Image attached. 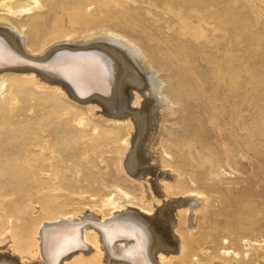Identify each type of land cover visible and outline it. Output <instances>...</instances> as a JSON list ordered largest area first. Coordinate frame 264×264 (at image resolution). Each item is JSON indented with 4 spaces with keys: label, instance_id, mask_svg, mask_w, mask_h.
<instances>
[{
    "label": "bare ground",
    "instance_id": "1",
    "mask_svg": "<svg viewBox=\"0 0 264 264\" xmlns=\"http://www.w3.org/2000/svg\"><path fill=\"white\" fill-rule=\"evenodd\" d=\"M148 1L168 16L169 30L176 26L173 35L156 24L138 28L125 14L129 0H0V245L12 252L0 264H264V192L248 191L253 179L235 190L240 182L223 177L227 167L237 170L238 156L246 158L244 148L264 145V127L259 134L256 117L223 118L218 106L220 94L231 93L236 112L246 104L263 113L253 95L255 70L235 59L214 106L202 100L187 61L181 68L174 61L190 42L227 40L248 54L252 44L241 49V41L263 31L254 35L246 10L258 23L256 2L264 0H237L244 11L232 15L222 0ZM113 21L145 39L113 30ZM136 61L151 76H141ZM160 70L166 80L157 78ZM241 71L249 76L245 90L235 83L227 93ZM146 90L151 97L142 103ZM207 121L217 136L206 132ZM59 126L62 133H53ZM149 126L157 136L149 130L146 137ZM68 149L76 164L69 165ZM83 171L102 186H84ZM123 171L139 186H127Z\"/></svg>",
    "mask_w": 264,
    "mask_h": 264
},
{
    "label": "rangeland",
    "instance_id": "2",
    "mask_svg": "<svg viewBox=\"0 0 264 264\" xmlns=\"http://www.w3.org/2000/svg\"><path fill=\"white\" fill-rule=\"evenodd\" d=\"M222 1L224 3L221 5V8L223 9V12H225V13L232 15L233 12L244 11L243 9H241L239 1H237V0H222ZM256 3L259 6L255 9V11L259 15V18H258L259 20H257L258 23L252 22V19L255 20L256 16L252 14V11L249 10V6L247 5L248 10H246V11H248L249 15L252 17L250 22H249V25L250 26L253 25L255 27L254 35L258 31H263V33L260 37H255V36L252 37V36L248 35L245 39H243L241 41V43H240L241 49H245V48H247L248 45L252 44V46L250 47L251 49H249L248 54H246L245 52L239 53L237 50V47H236V46L239 47V45L236 43H233V44H235V47L232 48L231 44L227 43L228 42L227 40H219L218 42H216V44H208L207 42H203V43H197V42L191 43L190 42L188 44V46L182 45V46H184V51H177L176 52L178 54V58H176L174 60L176 62V68H181L183 66L182 64L185 61H187V66L186 65L185 66L188 69V73H190V75H192V79L195 81V84L200 89L204 90L205 94H203L202 100L206 99V101L209 103L207 105H210V104H213L214 106L216 105L213 102V97L216 96L220 85H223L224 82H226V83L229 82L230 76H231L229 74V72H230V70L233 69V67L235 68V65H237V63L234 62L236 59L237 61L241 60L242 63L250 62V66L252 65L253 70H255L253 82H254V85H255L254 87L256 88L257 92H253V95H254L256 102H258V104L260 106H263V108H264V4L262 2L261 3L256 2ZM130 5H131L130 12H127V13L125 12L126 17L129 18L132 16L133 19L138 21V28L148 29L153 24L154 25L156 24L160 28V32L162 34H164V35H173L174 34V29L176 26H174V28L172 30H169L167 28L169 26V24H167L165 20L168 18V16L164 14V11L160 7L156 8L148 0H129L128 5H126V7L128 8ZM94 9H95V7L90 8V12ZM48 10H49V8L47 6H44L41 9V11H38V12L39 13H46ZM3 14L4 13L0 11V15H3ZM27 17H28V15H27ZM27 17H25V18L22 17L21 19L29 20ZM50 18H51V14L49 15V19ZM114 22L115 21H113L110 24V27L113 28V30L119 29L116 26L114 27ZM1 24H3V22ZM66 26H68V25L66 24ZM227 28H231V27H227ZM120 32L123 33L125 36H128L129 38L135 34H136V36L141 37V39H145V37H146V34L140 35L138 32L129 29V27L127 25L125 26V29H121ZM220 34L223 35L224 33L221 32ZM99 38H103V37H98V38L95 37V40H99ZM137 43H138V45H140L141 47H143L145 49V46H144L145 42L142 43V42L137 41ZM47 47H49V45H47ZM204 47H207V49L209 48L211 50L207 51L204 55L201 56L200 51L203 50ZM218 48H220L221 50L217 51ZM225 48H228V50H230L231 52L225 51L226 50ZM138 63L139 62L136 61V66H138L137 67L138 73H140L141 76H145V77L149 76V75L151 76L152 72L150 70H147V71L143 70L142 65L140 63L139 64ZM185 66H183V67H185ZM139 67H141L142 69ZM217 68H219V69L217 70ZM142 72H143V74H141ZM238 74H239V77L235 79V82L231 86L232 88L231 87L224 88L226 90V92L227 91L231 92L235 83H237L238 88H241L240 89L241 92L245 90V87H246L248 80H249V76H247L246 73H243L242 71L239 72ZM167 76H168V74L163 70H160V72L157 74V78H159V79H160V77H165V80H166ZM219 78H222V80H220ZM152 79L154 81H156L155 77H152ZM184 84H186L185 81H184ZM165 86L168 89V86H170V83L169 84L165 83ZM133 90L134 89H132V88H131V91L128 90V91H130V93H129L130 96H131V93L135 92ZM229 95L227 94V96L224 97L220 94V104L218 106L223 104L224 106L223 105L222 106H223L224 111H225L223 113L222 117L229 119V115H231V117L233 119H235V117L236 118L241 117L244 120L248 119L250 116L256 117L257 119L254 120V123L256 124V130L258 129L259 134H261L262 133L261 128L264 127V112L263 113L258 112L256 110V108H254L253 106H250V105H246V104H244L241 107L242 113H239V111L236 112L235 110L232 109L234 107L233 94L230 93ZM172 96H173V99L175 100L177 108H179L180 111H182L183 106L185 105L184 104L185 101L183 99V96L179 93H175ZM146 97H151L150 91H148V90H146V92L144 93V97L142 98V103L145 101ZM235 98H236V101L239 102V98L237 96ZM225 100H227V102ZM230 105L233 107H231ZM129 106L130 107H136V106H133L132 103H130ZM102 109L103 108H101V110H100V114L102 113ZM178 116H179V113L175 116V118ZM243 117H245V118H243ZM205 123H206V127H207L206 132L209 133V136L210 137L217 136V133L213 130V127L209 124V122L207 121ZM223 127H225V126H223ZM148 128H147L148 130L145 132V134H147V136L145 134L143 136L144 140L146 139V137L149 138V136H151V134H153L155 132L154 126H152V127L149 126ZM237 128L239 130V124L237 125ZM63 129L64 128L62 126H59L53 130V133L54 132H61L62 133ZM152 129H153V133H152ZM225 129H226V127H225ZM225 129L222 130L223 134H226ZM149 130H151V134H150ZM243 134H245V135H243ZM154 135L157 136V134H153L152 136L154 137ZM242 135L246 136V133L242 132ZM262 146L264 147V145H260V147L252 145V147L254 148L255 151H253L251 149L247 150L246 148H244V153L246 155V158H242L241 156H238V161L241 162V164H239V166H237L236 171H233L227 167V169H226L227 173H226V175L223 176V177H225V180L228 182H233V183H236V181L240 182L239 185H237V184L235 185V190H236V188H240L241 186L246 185L245 181H249V180L253 179V182H251V184L248 186V189H249L248 191H251V194H260V193L264 192V149H261ZM148 152H149V150H148ZM148 152L145 153V156L149 159L150 153H148ZM65 155L67 156L69 165L70 164H76L78 162L77 158L75 156V151H72V149L66 150ZM257 163H258V165H257ZM148 164H150L152 167H155V165H156L155 162H153L152 160H148ZM256 168H260V169L256 171ZM125 172L126 171L121 172L119 174L120 175L119 177H121L122 179L125 180L127 186H129V187L137 186L138 187L139 186L138 180L131 178L127 174V172L126 173ZM115 173H116V171H115V169H113L112 174L115 175ZM105 178L107 180H109L108 177H105ZM148 179L150 180V186H151L152 192L153 191L157 192L155 185H151V183H153V181H156V178L152 177V176H148ZM261 179H263V180H261ZM81 180H82V183L84 184V186H88L90 183H92L93 181L98 180V179L97 178L95 179V177L91 173L89 174L88 172L83 171ZM257 180H259V181H257ZM98 182H99L98 186L93 185V188H97V187L99 188L100 186H102V185H100L99 180H98ZM67 185L70 186L73 184H72V182H68ZM145 185H147V184L145 183ZM147 186H149V185H147ZM231 188H232V186H231ZM151 190H150V188L147 187L148 193H149V191L151 192ZM161 206H163V204L156 206L154 209V213L150 216L155 217V212L157 211V209H164V206L163 207H161ZM127 207L131 208L132 210L136 209V210L140 211L141 213L149 215V213H145L144 210H142L141 208H139L136 205L133 206V205L129 204V205H127ZM165 208H167V207L165 206ZM190 211L188 213V216H189L188 219H190V221H193L192 217H193L194 211H191V212ZM125 212H131V210H128ZM176 212H177V210H171L169 212L170 217L174 221H176V219H177ZM191 213H193V214H191ZM235 224L237 225L236 222H235ZM171 232H172V234L176 235L174 228L171 230ZM10 252L11 251H10L9 245H7L6 243H3L0 245V255L11 254L12 252L11 253ZM88 253H90V252L88 251Z\"/></svg>",
    "mask_w": 264,
    "mask_h": 264
},
{
    "label": "water",
    "instance_id": "3",
    "mask_svg": "<svg viewBox=\"0 0 264 264\" xmlns=\"http://www.w3.org/2000/svg\"><path fill=\"white\" fill-rule=\"evenodd\" d=\"M91 225V224H90Z\"/></svg>",
    "mask_w": 264,
    "mask_h": 264
}]
</instances>
